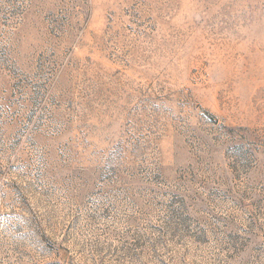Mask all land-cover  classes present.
<instances>
[{
  "label": "rangeland",
  "instance_id": "rangeland-1",
  "mask_svg": "<svg viewBox=\"0 0 264 264\" xmlns=\"http://www.w3.org/2000/svg\"><path fill=\"white\" fill-rule=\"evenodd\" d=\"M0 264H264V0H0Z\"/></svg>",
  "mask_w": 264,
  "mask_h": 264
}]
</instances>
